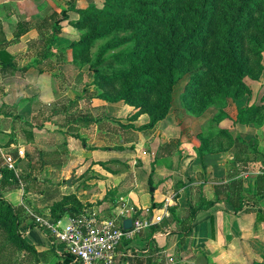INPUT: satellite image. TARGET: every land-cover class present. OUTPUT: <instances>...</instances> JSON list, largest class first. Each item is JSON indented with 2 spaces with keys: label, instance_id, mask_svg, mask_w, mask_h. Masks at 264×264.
I'll return each instance as SVG.
<instances>
[{
  "label": "crops",
  "instance_id": "1",
  "mask_svg": "<svg viewBox=\"0 0 264 264\" xmlns=\"http://www.w3.org/2000/svg\"><path fill=\"white\" fill-rule=\"evenodd\" d=\"M0 1V40L7 42L4 48L15 60V69L4 70L0 65V158L5 152L14 156L13 172L20 184L15 188L8 185L2 190L6 199L13 205L30 204L34 211L46 213L53 201L74 193L85 204L84 210L94 212L99 218H110L117 212L118 206L111 205L113 199L126 198L141 215L149 216L167 205L169 216L161 223L118 246L114 264L263 262L264 220L257 219V213L264 212V199L253 197V190L254 176L264 174V170H257L253 175L248 169L249 160L245 164L234 162L235 175L219 177V170L204 162L205 156L201 158L197 154L199 145L191 150L202 161L199 166L184 160L188 152L173 162L189 142H182V132H175L171 126L170 112L153 128L139 129L148 122L147 114L134 118L133 106L96 98V88L89 81L91 76L83 72L78 62L80 68L72 64L69 50L43 54L34 28L13 40L18 21L38 24L53 10L45 11L44 6L31 4L30 0ZM26 35L35 39L33 42L38 46L31 54L35 61L27 68L20 63L17 52L22 51ZM26 72L32 78L27 79L32 84L29 92H20L13 99L12 92L24 87ZM48 72L54 75V82L47 77ZM8 75L17 79L19 76L20 84L17 79L15 83L8 81ZM153 148L158 152V163L149 156L154 154ZM244 156L250 159L249 154ZM115 164H127V171L133 172L134 178L129 184L125 180L120 184L125 192L109 196L104 190H95L99 180L94 175L98 173H106L107 180L111 177L114 185L117 184L114 179L124 173ZM0 165L3 166L2 162ZM223 169L225 174L227 167ZM139 181L141 184H137ZM233 183L241 189L243 203H247L240 210H235L225 199V188ZM34 184L41 185L38 194L30 190ZM58 192L60 195L56 197ZM247 207L253 210L244 211ZM25 214L24 211L19 230L33 244L38 257L36 264H62V244L51 241L42 230L31 226L32 221ZM34 230L42 233L39 242L29 239Z\"/></svg>",
  "mask_w": 264,
  "mask_h": 264
},
{
  "label": "trees",
  "instance_id": "2",
  "mask_svg": "<svg viewBox=\"0 0 264 264\" xmlns=\"http://www.w3.org/2000/svg\"><path fill=\"white\" fill-rule=\"evenodd\" d=\"M103 2L101 8L92 5L77 7L69 0L67 11H73L79 17L70 24L85 30L80 38L70 42L69 51L75 63L88 64L96 97L106 102H123L133 106L136 109L132 115L134 118L147 114L148 122L141 124L139 129H151L157 121L167 116L181 74L189 76L183 101L186 108L193 111L203 109L215 96L223 99L251 94L244 79L257 80L263 70L260 61L264 49V0ZM68 20L66 15L58 17L54 11L38 24L20 20L15 25L13 40H18L34 28L39 35L38 45L42 46L40 51L44 54L60 34L61 22ZM120 31L129 32L131 47L112 54L116 67L98 68L109 57L99 51L94 62H91V45L98 38ZM6 44V41L0 40L1 68L15 69L14 58L4 48ZM110 44L107 43L108 46ZM104 49L107 47L104 46ZM120 63L126 66L121 67ZM222 137L221 134L212 139L201 137L197 154L202 158L205 151L213 152L211 143L220 141ZM230 146L235 160L245 164L248 158L244 154L248 150L243 138L234 137ZM226 148L219 144L217 150L225 151ZM254 177L253 197L264 199V174ZM8 185L18 187L19 179L12 170L0 165V230H4L18 248L36 255L33 244L19 230L24 208L13 205L2 193ZM225 199L235 210L247 204L243 203L241 189L235 183L225 188ZM84 207L85 204L74 193H69L53 201L43 215L51 220L65 214L74 217L82 213ZM252 210L244 208V211ZM263 213H257V219L264 220ZM30 225L35 226V223L32 221ZM48 237L55 242L54 238ZM60 257L62 264H71L72 256L69 253L63 251ZM260 264H264V259Z\"/></svg>",
  "mask_w": 264,
  "mask_h": 264
},
{
  "label": "rangeland",
  "instance_id": "3",
  "mask_svg": "<svg viewBox=\"0 0 264 264\" xmlns=\"http://www.w3.org/2000/svg\"><path fill=\"white\" fill-rule=\"evenodd\" d=\"M31 4L37 5V6H44L46 8L45 11L49 10L56 12L58 17H61L63 15H66L69 19L68 21L62 22V25H60L63 30H60L61 35H58L54 41V43L47 48L46 50L48 52H51L52 50L56 51H62V50H70L69 44L72 40H76L84 34L85 30H80L75 27H73L70 23L72 21H75L78 19V15L73 11H67V8L69 6V0H30ZM29 1V2H30ZM1 2V1H0ZM27 2V3H29ZM74 5L77 7H86L89 5L97 6L98 8H101L104 4L103 0H72ZM30 4V3H29ZM1 13V12H0ZM11 31H13V27H9ZM129 32H113L110 33L108 36L98 38L95 40V42L91 45L90 52L92 60L91 62H94L96 55L99 51L102 52V55L105 57H109L108 60L98 68H112L116 67L117 64L114 63L112 54L117 52L120 49L126 48L129 49L132 45V43L128 40ZM32 37L29 35L25 36V40L22 43V51L18 52L19 61L27 68L29 67L30 63L35 61V59H32V53H34L35 50L38 49V46L36 43L33 42ZM111 42L109 46L107 43ZM104 46L107 47V49H104ZM16 50V49H15ZM112 58V59H111ZM261 64L263 66V70L261 71L260 77L257 80L250 79L248 77H245L246 84L251 89V94H242L240 96L234 97V98H220V97H213L211 102H209L203 109L198 111H193L188 108H186V105L183 101V93L185 90V84L188 82V74H181V78L178 80L177 85L174 89V97L170 108V114H169V121L171 122V126L174 128L175 132H182L180 133V137H182V142L187 141L189 142V146H184L183 149L178 152L179 157L176 155V157L172 160L173 162L178 161L180 158H183V154L185 152L186 160L189 164H194L199 166V164L202 163V161L195 157L192 154V149L196 148L197 145L201 144V137H207L209 139H212L217 134L223 135L222 138H220V141H214L211 143V149L214 150L213 152H208L211 154H206L205 151L203 153L204 162H207L208 164H211V166H215L219 170V177L224 175L225 177H232L235 175L233 165L234 162H237L235 158H233V150H231L232 141L233 138L236 136H242L243 140L245 141V146L248 150L249 157V163H248V169L255 175L254 172L264 170V49H262L261 52ZM71 63V62H70ZM75 63V62H74ZM72 63L75 67H79L77 63ZM121 67L126 66L125 63H120ZM80 68V67H79ZM81 68H83V72H88V64L82 65ZM107 70V69H105ZM26 71V70H24ZM38 73V72H37ZM28 73L23 75L24 78V87L21 88V91L15 92V90L12 92L13 99L16 98V96L22 92L23 94L26 92H29L28 89L32 85L27 82V79L31 80V76H27ZM33 77L38 78V76L34 75ZM11 75V74H10ZM8 75L7 79L8 81L15 83L17 77L16 76H10ZM75 75V74H74ZM21 77V76H20ZM51 78V80L54 82L56 79H54V75L48 72V76ZM18 82L19 76H18ZM93 80V76L89 79V81ZM91 83V82H90ZM92 84V83H91ZM97 98V97H96ZM24 107H28V105H25ZM251 108V109H250ZM253 108V109H252ZM167 117V118H168ZM175 133V135L177 134ZM194 134H196L194 136ZM261 136L262 138L257 136ZM256 136V137H255ZM195 137V138H194ZM175 139H178L175 137ZM190 139V140H188ZM180 140V138H179ZM219 144H221L222 147H227L225 151H218ZM151 147V146H150ZM154 154H149V156L152 157V161L156 160L157 156V150L156 148H153ZM159 151V150H158ZM157 152V153H156ZM219 153V154H218ZM214 154V155H213ZM139 159H137L138 161ZM151 161V162H152ZM157 163L159 162L156 160ZM155 161V163H156ZM2 162L0 158V163ZM121 162V161H120ZM151 162L149 164H151ZM221 164V165H219ZM139 165V163H136V166ZM128 165L121 166V164H115V167L119 168L120 171L124 174L114 179V182L117 183L114 185L113 180H111V177L109 180H107V174L106 173H98L97 175H94L96 180H99L96 182L98 186H96L95 190L97 189L98 192H102L104 190L105 194H109V196L118 195L122 192H125L124 190H121V183L124 182V180L129 184L133 180V172H128L127 167ZM224 166L227 167V170L224 174ZM140 168V166H139ZM195 170V167H194ZM101 176V177H100ZM223 177V176H222ZM126 178V179H125ZM50 183L53 184L52 179L48 178L46 179ZM129 181V182H128ZM141 184V181L137 182V184ZM127 184V185H128ZM35 186H32L30 190H33V193H39V190L41 188V185L34 184ZM71 186V184L69 185ZM14 188L17 186H13ZM92 188L95 186H91ZM51 189V188H50ZM167 189V188H166ZM64 190V189H62ZM67 189H65L66 191ZM32 195V194H29ZM60 193L58 192V197ZM38 196V195H37ZM35 196L33 195L34 198ZM37 200L40 197H36ZM120 204V201L118 199H113L112 206H118ZM26 216V214H25ZM28 218V217H27ZM107 218V217H105ZM29 222L31 221L30 218H28ZM42 235L41 232L34 230L32 231L31 235H29V239H32L36 242H39V237ZM38 260L37 254L29 252L28 250H21L18 248L15 244H13L9 238L7 233L4 230H0V264H36Z\"/></svg>",
  "mask_w": 264,
  "mask_h": 264
},
{
  "label": "built area",
  "instance_id": "4",
  "mask_svg": "<svg viewBox=\"0 0 264 264\" xmlns=\"http://www.w3.org/2000/svg\"><path fill=\"white\" fill-rule=\"evenodd\" d=\"M2 165L15 171V158L10 152L1 154ZM117 212L112 218H99L94 212L84 210L74 217L51 220L43 213L34 211L30 204H22L26 216L47 236L62 244L63 251L72 256L71 264H114L116 249L126 239L169 216L167 205L158 213L141 215L138 208L120 198ZM131 219L129 228L123 227L125 219Z\"/></svg>",
  "mask_w": 264,
  "mask_h": 264
},
{
  "label": "water",
  "instance_id": "5",
  "mask_svg": "<svg viewBox=\"0 0 264 264\" xmlns=\"http://www.w3.org/2000/svg\"><path fill=\"white\" fill-rule=\"evenodd\" d=\"M68 184H69V182H68ZM150 190L153 191V188H151ZM131 223H132L131 219L127 218L123 222V227L127 229V228H129L131 226Z\"/></svg>",
  "mask_w": 264,
  "mask_h": 264
}]
</instances>
